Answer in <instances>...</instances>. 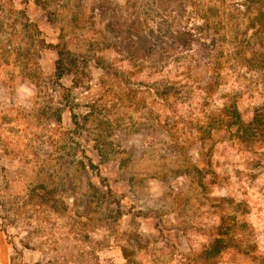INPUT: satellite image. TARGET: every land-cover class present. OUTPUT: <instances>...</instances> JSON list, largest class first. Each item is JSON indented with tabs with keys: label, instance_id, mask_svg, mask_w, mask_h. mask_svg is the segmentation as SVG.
I'll list each match as a JSON object with an SVG mask.
<instances>
[{
	"label": "rangeland",
	"instance_id": "rangeland-1",
	"mask_svg": "<svg viewBox=\"0 0 264 264\" xmlns=\"http://www.w3.org/2000/svg\"><path fill=\"white\" fill-rule=\"evenodd\" d=\"M225 3L239 9L238 48L256 43L250 19L264 8ZM134 10L126 0H0L9 264H264V137L218 121L235 105L249 124L264 106V68L242 60L248 51L218 77L204 61L182 71L168 58L133 60L121 53L125 30H111ZM58 44L74 59L62 78L48 47ZM172 85L186 88L181 102Z\"/></svg>",
	"mask_w": 264,
	"mask_h": 264
},
{
	"label": "trees",
	"instance_id": "trees-1",
	"mask_svg": "<svg viewBox=\"0 0 264 264\" xmlns=\"http://www.w3.org/2000/svg\"><path fill=\"white\" fill-rule=\"evenodd\" d=\"M255 3L264 8V0H246V15L253 14ZM126 4L129 9H135L136 16L131 20V11H128L129 25L127 18L122 16V21L118 19L111 31L121 33L125 30L127 36L124 38L125 43H121V53L127 54L133 60L141 57L146 62L152 61L156 64L168 58L170 61L176 60L178 70L183 66L182 71H190L192 62L204 61L213 67L218 77L226 63L239 60L240 55L248 51L253 60L244 56L242 60L250 66L264 68V9L259 12L258 18L250 19L252 27L259 26L257 44L251 37L245 38V45L241 50L234 37L238 28L236 19L239 9H228L225 0H126ZM138 7L142 11L137 10ZM195 19L198 23H194ZM48 47L58 52L57 77L62 78L66 68L74 63V59H70L66 47L61 44ZM96 56L94 58L105 69L103 58ZM177 84L182 85L181 82ZM171 87L178 90V99L181 102L186 88L174 85ZM170 90L162 92L161 99L164 103H169L171 95L177 94L173 92L174 89ZM225 118L228 126L237 127L236 136L264 137V106L255 111L253 119L245 127L241 113L235 105L226 107L218 121L223 122ZM216 122L217 118L210 125L215 127ZM218 242L220 241L215 243ZM215 251L219 253L218 248ZM206 255L212 257L213 253L205 251V259Z\"/></svg>",
	"mask_w": 264,
	"mask_h": 264
},
{
	"label": "crops",
	"instance_id": "crops-1",
	"mask_svg": "<svg viewBox=\"0 0 264 264\" xmlns=\"http://www.w3.org/2000/svg\"><path fill=\"white\" fill-rule=\"evenodd\" d=\"M0 264H9V249L6 242L5 233L0 225Z\"/></svg>",
	"mask_w": 264,
	"mask_h": 264
}]
</instances>
